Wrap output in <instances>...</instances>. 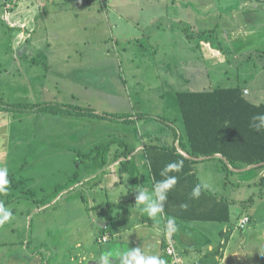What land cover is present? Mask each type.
<instances>
[{"label":"rangeland","instance_id":"1","mask_svg":"<svg viewBox=\"0 0 264 264\" xmlns=\"http://www.w3.org/2000/svg\"><path fill=\"white\" fill-rule=\"evenodd\" d=\"M37 2L41 6V14L33 24L36 32L32 41L43 45V48L50 47V50L54 44L67 45L65 49L70 59L49 66L48 61L43 60L45 57H42L38 60L40 65L27 67L21 74L13 71L2 74L1 69H5L2 63L0 100L4 103L28 106L55 105L66 101L71 106L81 104L83 110L92 109L96 115L144 114L153 122L169 121L180 128L182 120L175 97L177 91L202 90L233 83L248 90L246 100L264 104V11L260 10L262 6L259 4L256 13L243 19L230 17L225 22L218 20L217 15L227 16L219 6L226 1H213L210 12L206 10L207 0ZM261 2L264 4V0ZM5 6L12 9L14 1ZM240 23L245 25L243 27L242 24L244 30L241 32L238 30ZM230 28L233 33L227 34ZM9 38L6 27L0 22V43L9 42ZM232 38L235 40L229 41ZM202 43L217 47V56L222 61L216 64L213 61H200L199 57L205 50L197 46ZM8 116L12 117L10 123L13 126L24 125L29 131L32 130L34 137L44 132L38 127L44 122L43 119L38 120L32 114L23 117L21 110L13 113L0 110V130L6 122L3 118ZM127 118L131 119L126 116L120 120L110 118L93 122L97 123L94 130L100 135L103 133L97 138L98 142L108 133L115 134V137L120 134L133 145L138 142L135 134H131L132 124L128 123L131 121H127ZM124 119L125 122H122ZM93 127V124L89 126L90 134L94 131ZM9 128L12 129V125ZM11 132L14 137L13 129ZM94 152L80 165V174L86 172V167L94 169ZM27 156L33 155L29 153ZM29 157L21 156L18 160L22 161L7 163L8 175L15 173L18 178H6L9 181L8 188L0 190V204L12 213L8 221L0 224V262L17 264V258L28 257L35 249L42 258V264H65V255L69 257L68 250L80 243V249L74 252L79 257L87 256L85 264L89 263L88 254L91 252L96 258L109 256L110 264H122V252L119 250H126L127 247V252L131 249L130 244L119 238L118 241L110 238L104 242L103 236H100L102 242L97 243L95 234L100 229L99 221H103L107 213L112 216L118 213V225L126 221V212L130 215L126 225L138 223V214L143 213L139 204L132 208V204L121 203L114 210L96 214L95 209L84 208L78 199L79 193L68 191L62 194L56 204H49L39 210L46 200L49 203L63 189H68L70 182L58 173L61 172L59 167L66 163H36L33 168H29L28 173H19L31 164L23 161L30 160ZM196 169L203 185L209 179L214 194L236 201L231 205L232 217L238 212V202L246 206L248 198L254 197L253 205L249 207L252 220L243 233L247 235L251 230L252 234L246 236V245L253 243V238H256L253 229L264 230V176L261 174L259 177V171L253 169L254 174H249L251 170L239 174L229 172L226 177L218 160H205L196 165ZM135 173H138V177L132 176L130 186L141 179L143 189L146 188V169L139 167ZM29 175L34 176L33 180L26 179ZM54 186L57 191H53ZM24 187H30L32 193H23ZM123 196L132 198L133 195L124 192ZM75 197L77 201L72 202L71 199ZM39 199H44L43 203L36 204ZM92 218L96 220L94 224ZM153 219L158 223L160 214ZM82 226L87 229L80 231Z\"/></svg>","mask_w":264,"mask_h":264},{"label":"crops","instance_id":"2","mask_svg":"<svg viewBox=\"0 0 264 264\" xmlns=\"http://www.w3.org/2000/svg\"><path fill=\"white\" fill-rule=\"evenodd\" d=\"M13 1L14 0H0V22L6 27V33H9L10 35L9 42L0 43V65L4 63L5 66V69H1L3 71L2 74H10L12 71L17 74H21L25 71V69H27V67L40 65V61L38 62V60L42 57H45L43 60L48 61L49 66L70 59V55L65 49L67 48V45L54 44L50 50V47L49 49L45 46L43 48V45H39L37 42L32 41L33 35L36 32V28L33 26V24H35L38 15L41 14V6L37 0H15L16 3L12 9H9L5 6ZM158 1L162 2L163 0ZM213 1L214 3L226 1L224 4H220L219 6H221V10H223L224 15L227 14V16L222 17L219 16V14L217 15L218 20L222 19V21L225 22L227 19H230V17L231 19H240L241 17L243 19L248 17L249 14L256 13L259 5L262 6L260 10L264 11V4L261 2V0L260 2L259 0H212L211 3L209 0H207V12H210L213 8ZM35 2L37 4H35ZM229 2L230 4H228ZM233 3H237L238 5L235 6ZM257 4H259L258 7ZM242 24L243 23H240V29H238L240 32L243 31L244 29L242 28L245 27L244 24L242 27ZM232 31L233 29L230 28V30H227L226 33L231 34L233 33ZM235 33L236 32H234V34ZM232 40L235 39L232 38L229 41ZM197 47L200 50H205V53L199 57L200 61H213L215 64L222 61L220 56H217V47L214 48L208 43H202V45H198ZM225 59L227 60V58ZM1 67L2 66H0V68ZM185 80L188 82L187 79ZM230 86L235 87L240 85L229 83L227 86L220 84L212 88L210 87L209 89L177 91L175 93V97L179 92H209L216 88H225ZM245 91L247 94H245ZM243 94H249L246 88L243 89ZM253 104L259 105L260 103ZM37 106L40 105H28V109L21 111L23 113V117L26 115L30 116L32 114V116H35L38 120H44V122L38 126L40 130L44 132L37 134L35 137L32 135V130L29 131L24 125L13 126L12 122L10 123L12 120L11 116L3 118L6 122H4V128L0 130V168L8 169V162L11 163L12 161H22V159L18 160V158L21 156L29 157L27 156L29 153L33 156L29 157L30 160L25 159L23 161L29 162L31 164H28L26 167L21 169L19 173L23 171L25 174L28 173L29 168H33L36 163H66V165L59 167L61 172L58 173L64 180L68 179L67 181L70 182V187L68 189H63L62 192L56 195V197H54L49 203H47L48 200H46L44 203V199L37 200L36 204L43 203V206L40 207L39 210L46 208L49 204H56L60 201L62 194L68 193V191H75L76 194L79 193L80 197L78 199L83 204L84 208H91V210L95 209L96 214H102V212L111 209L114 210L121 203L132 204V208L138 207L137 204H135L137 195L135 192L139 190L138 187L143 188L141 179L139 182L137 181L135 185L131 186L129 181L132 179V176L138 177V173L136 174L135 172L139 167L145 168L146 177L148 180V186H146V188H148L149 191L152 190V178L150 176L145 154L143 152L145 147L144 143H149L150 139L157 138V143L162 145L163 148H167L172 145L174 142L170 124L162 123L159 120L158 122H153L150 119L137 120L136 115L133 114L129 115V117H131V119L129 118V121L131 122L128 123L132 124L131 134H135V137L139 139L138 142L134 143L133 145L130 140L127 138H122L120 134L115 137V134L113 135L109 133L104 136V138L102 137L100 142H98L97 138L99 136H103V133L100 135L94 130L97 127V123L93 122H103L104 120L110 119L102 117L106 114L96 115L92 109L91 110L94 115L84 114L81 111L69 112L65 109H60L58 112L53 113L31 108ZM53 106L63 108L72 107L80 110L84 109L81 104H74V106H71L66 101L59 102ZM45 116L48 117L45 118ZM122 122H125V120ZM91 124L94 125V131H92V134H90L89 129ZM11 125L14 137L11 132L12 129L9 128ZM175 129L179 132H182L183 124L181 128L175 127ZM126 132L129 131L126 130ZM90 140L92 141L91 144H89ZM111 140H115V142L110 146L109 149H96L98 146ZM119 141H122L124 145H120ZM174 145L177 146V143ZM124 146L126 149L128 148L131 150L132 153L128 154L127 156L121 155L122 151H125ZM90 147L95 148V150H92ZM93 151H95L94 158L96 161V165H93L94 169L86 167V172L84 174H80V165L84 163L87 156L93 154ZM138 156H140V158H138ZM116 157L117 159L115 160ZM90 159L91 158H89V160ZM216 159L218 158L213 157V159L211 158L205 160ZM205 160L198 161L196 165L201 164V162H204ZM89 170L91 172H89ZM252 170L253 169H251L249 174L255 173ZM263 170L264 168L258 170L259 177L261 174L264 176L262 173ZM222 171H224L223 168ZM246 171L250 170H245L242 172ZM242 172L232 171V173L235 174ZM11 175H13V180L18 178L16 177L15 173ZM254 176L255 175H253V178H255ZM7 177H9V175H7ZM33 177L34 176L29 175L26 176V179L33 180ZM198 179L201 187L204 190L214 194L209 184L208 178V181L205 180L204 185L202 184L199 176ZM64 180H62L60 183H62ZM240 184L243 185L244 183L241 182ZM124 188H126V190ZM53 189V191H57L55 186ZM22 192L28 194L32 193L30 187L22 188ZM124 192H127L128 195L132 194L134 197L132 196L131 198V196H127V198H125L123 196ZM251 198L252 200L246 204V206L243 205L241 201L240 203L237 201V205L239 206L238 212L235 214V217H232L230 211V221L226 224L198 222H178L169 224L162 213H159L161 219L157 223L153 221V217H149L142 211L143 213L138 214L140 217V221L138 223H130L126 225L125 222H127V218H130L129 213L126 212L125 215H128V217L125 219L126 221L122 225H118V213L114 216H112L110 213H107L106 216H109V221L107 220L106 216L104 217L103 221L97 217L100 220L98 225L100 226V229L97 230L98 233L96 232L97 234H95V240L97 243H101L102 240L100 236H103L104 242H108L110 238H114L116 241H118L119 238V240L126 241L130 244V250L140 248L145 255H156L164 259L166 264H169V259L164 253L163 247L165 246L166 236L170 234L173 236V241L182 259L188 263L264 264V230L253 229V231L255 230L256 232L257 239L253 238L254 242H250V245H246V236L251 235L252 231L250 230L247 235L243 234L252 220L249 214V207L253 205L254 197ZM71 201H77L76 197L71 199ZM231 202H233L234 205V202L236 201L231 200ZM5 204H8V202ZM142 206L143 205H139V208L142 209ZM244 216H248L250 221L244 230H240L238 228V222ZM84 218L86 219V217ZM92 220V223L94 224L96 220H94V218H92ZM82 229L86 230L87 227L82 226L80 231H82ZM91 232L94 233L93 230H91ZM92 239H94V237H92ZM75 249H80V243L74 244V246L68 250L69 257L65 255V264H85L84 261L86 260L85 257L87 256L81 255L79 257L77 254H75ZM125 249L127 250V247ZM126 250L120 249L119 252L125 253ZM12 257L14 258V256ZM88 257L89 262L93 261L94 264H99L101 256L96 258L95 254L91 252L88 254ZM15 262L17 264H42V258L39 252L34 249L28 257H26V255L22 256V258H17ZM0 263L4 264V262Z\"/></svg>","mask_w":264,"mask_h":264},{"label":"trees","instance_id":"3","mask_svg":"<svg viewBox=\"0 0 264 264\" xmlns=\"http://www.w3.org/2000/svg\"><path fill=\"white\" fill-rule=\"evenodd\" d=\"M244 95L240 86L216 88L209 92H179L176 94V99L183 124L182 132L177 131L173 123L167 121L164 123H169L171 126L174 142L172 145L163 148L157 143V138L144 143L143 152L153 185L156 181L165 178L161 172L168 163L183 161L180 172L167 174L178 178L177 184L169 191L168 198L163 204L162 214L167 222L173 220L174 223L226 224L230 221L232 202L201 187L195 168L198 161L195 159H211L215 155H221L227 164L220 159L216 160L221 162L226 177L232 172L230 168L240 170L253 165H259L253 168L255 170L264 168V129L257 132L249 126L254 115L264 114V104L255 105L246 100ZM25 106L10 105L0 100V110L12 113L29 108ZM31 108L53 113L65 109L69 112L81 111L84 114L94 115L91 109L54 107L48 104ZM129 115L107 114L102 117L120 119ZM136 117L137 120L149 118L144 114H137ZM126 120L129 121V118ZM114 142L115 140H111L96 149L107 150ZM119 142L120 145H124L122 141ZM175 143L190 158L178 153ZM124 148L125 151H122L121 155L127 156L132 153L125 146ZM197 185H200L201 194L199 198H191L192 189ZM251 200V197L248 198L249 202ZM182 204H186L187 208H181ZM106 218L110 220L109 216Z\"/></svg>","mask_w":264,"mask_h":264},{"label":"clouds","instance_id":"4","mask_svg":"<svg viewBox=\"0 0 264 264\" xmlns=\"http://www.w3.org/2000/svg\"><path fill=\"white\" fill-rule=\"evenodd\" d=\"M255 131L259 132L264 129V114L254 115L249 125ZM183 167V161H175L168 163L161 175L165 178L156 181L151 191L138 187L135 199V204L143 205L141 209L149 217H155L157 214L162 213L163 204L168 198V193L177 184V176L167 175L169 172H180ZM8 175L7 168H0V190L4 189L9 181L6 179ZM201 194L200 185L195 186L191 192V198H199ZM181 208H187L186 204H182ZM12 216L10 210L6 209L3 204H0V224L8 221ZM174 221L170 220L169 224ZM122 264H166L165 260L156 255H145L140 248L128 250L121 254ZM99 264H110L109 256L102 255Z\"/></svg>","mask_w":264,"mask_h":264},{"label":"built area","instance_id":"5","mask_svg":"<svg viewBox=\"0 0 264 264\" xmlns=\"http://www.w3.org/2000/svg\"><path fill=\"white\" fill-rule=\"evenodd\" d=\"M15 0H14V4H15ZM247 92L245 91V94ZM177 147V146H176ZM178 148V147H177ZM179 149V148H178ZM249 222V218L248 216H244L242 217L239 222H238V228L240 230H244L247 226ZM104 241V240H103ZM164 253L166 254V256L169 259V264H197V263H188L185 262L180 253L178 252L175 243L173 241V236L168 234L166 236V241H165V246H164Z\"/></svg>","mask_w":264,"mask_h":264},{"label":"water","instance_id":"6","mask_svg":"<svg viewBox=\"0 0 264 264\" xmlns=\"http://www.w3.org/2000/svg\"><path fill=\"white\" fill-rule=\"evenodd\" d=\"M177 151H178V153H180L181 155H184L185 157L190 158V157L187 156L184 152H182L181 149H178V148H177ZM213 157L218 158V159L222 160L224 163L227 164L226 160H225L224 157H222L221 155H215V156H213ZM205 159H209V158H197V159H195V160H196V161H201V160H205ZM258 166H259V165H253V166H249V167H247V168H245V169H240V170H234V169H232V168H230V167H229V168H230L233 172H242V171H245V170H250V169L256 168V167H258ZM88 264H94V262H93V261H90Z\"/></svg>","mask_w":264,"mask_h":264}]
</instances>
